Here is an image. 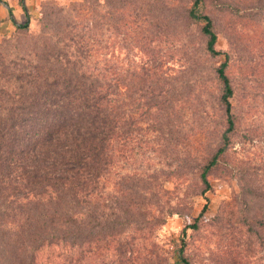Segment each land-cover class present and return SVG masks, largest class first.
Instances as JSON below:
<instances>
[{
	"label": "trees",
	"instance_id": "trees-1",
	"mask_svg": "<svg viewBox=\"0 0 264 264\" xmlns=\"http://www.w3.org/2000/svg\"><path fill=\"white\" fill-rule=\"evenodd\" d=\"M104 1L46 3L38 31L30 28L23 0L26 22L19 23L10 11L16 31L0 45V264H131L146 259L143 251L167 215L186 220L184 235L189 229L201 231L213 189L211 175L229 160L237 189L206 225L219 235V247L222 241L228 243L233 260L229 264H264V159L256 162L245 152L231 153L245 122L233 99L238 88L249 92L251 78L229 72L232 54L218 47L220 18L205 10L208 0H193L185 11L149 9L155 20L134 24L127 17L145 14L144 7L133 5L142 0ZM210 1L226 15L240 13L228 0ZM255 1L245 15L264 11V0ZM105 28L119 37L112 46L98 39ZM158 29L180 37L177 46L184 55L195 33L201 41L193 43L198 57L225 55L214 69L221 83L216 101L223 111V127L202 159L179 154L177 169L118 173L110 185L112 166L125 157L130 136L139 137L140 111L149 113L147 127L155 141L158 136L168 162L180 140L188 138L186 130L172 128L170 116L189 105L192 83H180L183 69L173 74L164 62L149 63L146 53L154 49L150 36ZM141 35L144 40L134 48L145 59L141 64L132 59L127 67V57L116 53ZM180 101L184 103L177 108ZM238 137L245 143L257 135L239 132ZM186 169L198 172L191 197L207 200L193 222L188 219L192 206H166L159 198L170 193L164 181ZM154 204L161 207L159 213L148 209ZM133 231L138 235L131 236ZM188 246L183 240L179 260L165 258V264H193Z\"/></svg>",
	"mask_w": 264,
	"mask_h": 264
},
{
	"label": "rangeland",
	"instance_id": "rangeland-1",
	"mask_svg": "<svg viewBox=\"0 0 264 264\" xmlns=\"http://www.w3.org/2000/svg\"><path fill=\"white\" fill-rule=\"evenodd\" d=\"M3 1L10 4V10H13L14 16L19 23H24L28 20L27 12L21 0H0V45L5 36L11 37L16 31L9 9L3 4ZM23 1L30 13L31 30L38 31L40 28L39 18L44 4L68 5L72 1L82 0ZM102 1L105 2L104 0ZM228 1L235 3L241 9L239 15L224 14L220 8H215L210 0L207 1L209 7L205 10L209 12L208 14L211 13L214 17L218 16L220 18L219 26L221 31H219L218 47L223 51H230L232 54L229 72L239 77L242 74H247L251 78L250 83L252 85H249V92L240 91L238 88L233 103L237 112L241 111L245 114V122H241L239 132L257 135L252 141L244 143L238 137V132L234 137L235 144L231 149V153L236 156L245 152L254 161L258 162L260 158L264 159V50L262 48L264 45V11L254 17H249L245 15V9L246 7L255 6V0ZM192 2L193 0H142L133 3V5L136 4L137 8L144 7L145 14L139 15L131 12L134 16L127 17V20L130 22L137 20V23L143 21V23L147 24L148 21L155 20V16L148 14L149 9L162 7L165 9L174 8L176 11L178 7L181 11H185V7H190ZM176 17H178L177 13ZM132 31L134 32L133 29ZM196 33L201 36L199 34V26H196ZM195 34L190 38L188 55H184L182 48L177 46V43L180 42V37L173 32L168 35L167 32L164 33L158 29L150 36L153 39L152 47L154 49H151L152 52L146 53L150 57L149 63H157L159 65V62H164V67L173 74L183 69L179 73L180 83L187 80L192 83L189 90L190 106H186L185 110L181 111L179 115L173 114L170 116L173 121L172 128L186 130L188 138L185 141L180 140L176 150L170 155V161L168 162V157L161 151V142L158 136H156L155 141L154 132L147 127L151 121L149 113L145 109L140 111L138 114L142 128L139 132V137L135 140V133L130 136L125 157L123 156L122 160L112 166V171L108 178L110 185H114V180L118 173L132 172L134 170L157 173L162 170L177 169L179 168V160L175 159L179 154H189L202 159L208 152V145L214 143L220 136V130L223 127V111L217 107L218 102L216 100L221 92V83H219L214 69L225 59V55L219 56L220 58L208 57L207 55L198 57L193 43L199 45L201 41ZM116 38L119 39L110 28H105L103 32L100 31L98 36L102 43L107 42L111 46L112 41ZM143 40L141 35L139 38L134 39V44H127L126 48L123 49L124 52L117 51V56L127 57V60H125L127 67L133 63L132 59L140 62V64L144 61L145 57L142 56L139 48H134V45H139ZM183 103L180 101L176 107H180ZM175 145L174 143L173 146ZM219 168L223 170H215L211 175L213 189L208 192L210 201L201 231L195 233L193 229H189L188 233L184 235L182 228L186 220L178 214L167 215V222L154 230L152 237L148 241V246L143 251V255H146L147 258L145 259L142 256L131 264H165V258H168L171 262L179 260V248L183 240L189 243L187 254L192 258L193 264H229L233 261L228 243L222 241L221 244L224 247L222 245L219 247V235L216 234L213 227L206 225L208 221L216 216L223 201L231 199L233 189H237V182L235 177H233L234 170H231L233 168L232 160L222 164ZM176 172L178 173L177 177L164 181L163 188L170 190V193L159 197L160 201L162 205L166 206L179 204L186 205L188 208L192 206V212L188 215V219L193 222L207 202L202 195L191 197L192 187L198 182V172L196 169H186L184 173H179L178 170ZM162 179H164L163 176H160V180ZM183 179L186 181L180 183ZM153 190L160 192L159 185L153 184ZM153 198L157 202L158 197ZM155 204L148 207L151 213L153 211L157 213L161 211V207L157 208ZM135 234L138 235L133 231L131 236ZM47 252L48 249L42 251V257H45ZM147 261L149 262L147 263Z\"/></svg>",
	"mask_w": 264,
	"mask_h": 264
},
{
	"label": "water",
	"instance_id": "water-1",
	"mask_svg": "<svg viewBox=\"0 0 264 264\" xmlns=\"http://www.w3.org/2000/svg\"><path fill=\"white\" fill-rule=\"evenodd\" d=\"M3 4L6 6V7H10V4L8 3V2H6V1H3Z\"/></svg>",
	"mask_w": 264,
	"mask_h": 264
},
{
	"label": "crops",
	"instance_id": "crops-1",
	"mask_svg": "<svg viewBox=\"0 0 264 264\" xmlns=\"http://www.w3.org/2000/svg\"><path fill=\"white\" fill-rule=\"evenodd\" d=\"M7 8H8V7H7ZM8 9H9V12H10V11L13 12V10H10V9H11V6H10ZM10 15H11V13H10ZM13 15H14V13H13ZM18 22H19V21H18Z\"/></svg>",
	"mask_w": 264,
	"mask_h": 264
}]
</instances>
